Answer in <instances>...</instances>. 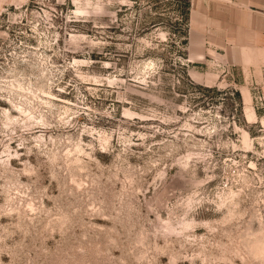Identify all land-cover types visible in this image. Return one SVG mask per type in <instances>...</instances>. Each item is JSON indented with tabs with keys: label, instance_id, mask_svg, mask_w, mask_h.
Wrapping results in <instances>:
<instances>
[{
	"label": "rangeland",
	"instance_id": "obj_1",
	"mask_svg": "<svg viewBox=\"0 0 264 264\" xmlns=\"http://www.w3.org/2000/svg\"><path fill=\"white\" fill-rule=\"evenodd\" d=\"M189 3L0 0V264H264L262 82Z\"/></svg>",
	"mask_w": 264,
	"mask_h": 264
},
{
	"label": "crops",
	"instance_id": "obj_2",
	"mask_svg": "<svg viewBox=\"0 0 264 264\" xmlns=\"http://www.w3.org/2000/svg\"><path fill=\"white\" fill-rule=\"evenodd\" d=\"M189 2L191 27L201 33L204 47L221 49L232 65L262 82L264 90V0ZM242 91L249 102L248 88Z\"/></svg>",
	"mask_w": 264,
	"mask_h": 264
}]
</instances>
